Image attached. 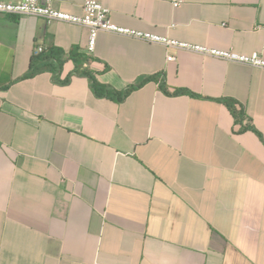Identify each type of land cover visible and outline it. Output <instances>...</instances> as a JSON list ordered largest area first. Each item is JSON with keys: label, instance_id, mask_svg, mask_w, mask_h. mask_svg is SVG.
<instances>
[{"label": "crops", "instance_id": "0c3cea01", "mask_svg": "<svg viewBox=\"0 0 264 264\" xmlns=\"http://www.w3.org/2000/svg\"><path fill=\"white\" fill-rule=\"evenodd\" d=\"M99 1L118 26L264 57V0ZM88 36L0 15V264H264V70L105 32L88 54ZM77 55L140 87L97 96Z\"/></svg>", "mask_w": 264, "mask_h": 264}, {"label": "built area", "instance_id": "2783aa9c", "mask_svg": "<svg viewBox=\"0 0 264 264\" xmlns=\"http://www.w3.org/2000/svg\"><path fill=\"white\" fill-rule=\"evenodd\" d=\"M56 0H19L14 3L0 2V15L35 17L50 24L53 22L66 23L84 27L88 30L87 53L92 54L95 48L96 36L99 32H105L144 43L159 45L168 50L184 51L206 57H212L224 62L248 66L264 70V57L253 52L251 54H240L235 51L210 48L205 45L188 43L167 36L152 34L127 27H121L112 23L110 11L102 5L99 0H84L82 15H72L54 8ZM173 9L179 8L183 0H170ZM43 52L41 47L35 49V55ZM167 61H175L172 55L167 56Z\"/></svg>", "mask_w": 264, "mask_h": 264}, {"label": "trees", "instance_id": "16d2710c", "mask_svg": "<svg viewBox=\"0 0 264 264\" xmlns=\"http://www.w3.org/2000/svg\"><path fill=\"white\" fill-rule=\"evenodd\" d=\"M41 54H39L38 57H37L40 62H42V59H43V56H40ZM54 54H56L57 57ZM49 59L53 60L54 63L48 65V68H50L53 76L56 78L58 76L59 70L61 69V66H62V54L60 52H53V55L51 57H49ZM72 61L74 63L73 75L87 78L89 80L91 89L99 97L111 98V99H113V100H115L117 102H121L132 91H134V90H136V89H138L140 87V85H133V86L128 87L127 89H125L122 92H117L115 90H112L108 86L100 84L97 81L96 74L93 71H91L90 68H89V63L91 61L90 58H88L86 56L77 55V56L72 57ZM69 80H70V77L67 78L63 82H59L58 81V83L59 84H68ZM160 88L167 95H172V96L189 95V96H192V97L195 96L194 94L188 92L187 90H183V89H175L172 92H170L167 89V87H165L164 85H161ZM221 102L231 112L235 122L236 123H241V121L243 119V116H244V112H243L241 106L237 102H235L233 100H228V99L225 100L224 99V100H221Z\"/></svg>", "mask_w": 264, "mask_h": 264}]
</instances>
